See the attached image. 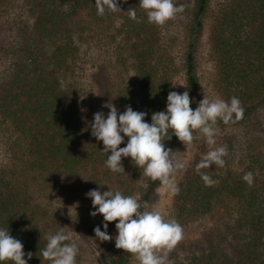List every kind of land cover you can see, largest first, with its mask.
Segmentation results:
<instances>
[{
    "label": "trees",
    "instance_id": "16d2710c",
    "mask_svg": "<svg viewBox=\"0 0 264 264\" xmlns=\"http://www.w3.org/2000/svg\"><path fill=\"white\" fill-rule=\"evenodd\" d=\"M6 1L0 0V5ZM15 1L21 3L24 18L10 47L8 66L0 75V125L11 131L20 155L17 165L0 169V228H9L10 234L22 241L24 252L33 253L29 264H50L41 251L48 234L62 225L36 198V188L76 200L88 213V229L93 231L103 216L90 215L92 202L85 194L91 189L108 190L110 185L113 191L132 195L142 172L130 157L122 159L123 173H113L105 165L103 142L91 135L75 78L83 46L100 36L105 27L115 30L113 39H118L121 52L126 54L123 61L132 73L116 96V84L108 82L109 94L120 112L130 105L147 112L148 122L153 112L166 108L169 92L175 91L173 60L163 54L166 50L156 24L148 22L139 0H118L121 9L106 11L103 16L97 15L95 0ZM208 2L195 1L186 29V83L193 109L198 106L194 51ZM128 9L136 10L138 20L129 18ZM210 41L211 59L217 68L216 88L225 101L239 98L244 109L241 119L228 124L218 119L216 124H241L264 99V0H225L214 20ZM182 143L174 134L164 141L173 155ZM202 158L193 161L178 183L175 208L179 216L197 218L216 209L219 212L225 192L237 197V204L233 217L211 228L186 262L173 264H264V172L251 185L240 179L229 182L219 172L224 164L198 172ZM200 173L214 183L207 186ZM146 183L139 201L149 205L161 183L149 177ZM130 256L116 249L107 252L104 260L106 264H128ZM24 258L28 259L27 255Z\"/></svg>",
    "mask_w": 264,
    "mask_h": 264
},
{
    "label": "rangeland",
    "instance_id": "374dc122",
    "mask_svg": "<svg viewBox=\"0 0 264 264\" xmlns=\"http://www.w3.org/2000/svg\"><path fill=\"white\" fill-rule=\"evenodd\" d=\"M196 0H175L177 4H183L185 10L177 14L174 19L164 25H155L158 30L161 44L166 51L163 54L170 55L173 60L172 83H177L173 89L183 93L188 91L186 83L185 57L187 53V25L191 19ZM225 0H209L207 12L203 16V27L199 36L195 54V71L197 77L196 98L200 100L207 94L210 100L223 99L216 88L217 68L211 59V31L214 20L219 13L220 7ZM24 18L21 3L15 0H7L0 5V75L6 70L10 59V47L15 44L17 29L20 19ZM100 36L91 38L82 48L79 64L76 71V81L81 89L82 100L87 117L92 124L94 113L103 111L105 115L110 110L106 104H113L120 112L117 101L110 96L108 82L116 84L118 95L121 87L128 81L131 69L126 67L123 61L126 54L121 52L118 39H113L115 30L105 27ZM123 50V49H122ZM184 84V85H180ZM112 94V93H111ZM215 129V144L208 145L206 138L199 130L193 133V141L185 145L182 143L174 153L177 160L185 162L183 169L177 170L171 177L178 186L182 175L196 158L204 157L207 152L218 147H225L226 154L222 157L224 168L220 174L229 182L243 180V176L252 172L253 181L256 176L260 177L264 172V99L258 105L257 110L248 120L238 125H213ZM7 126L0 125V169L15 166L19 163L20 147L14 141L13 135ZM125 141L120 145L124 147ZM231 176V178H230ZM146 176L139 175L138 183L133 189L132 196L138 200L143 196L146 189ZM244 181V180H243ZM36 198L54 215L62 225L65 232H70L74 242L78 244L79 252L76 264H106L104 256L107 252H115V228L113 221L107 229L112 240L100 241L95 237L94 230L88 229L89 215L84 207L76 200L64 194L52 193L48 189L39 186L35 191ZM224 204L219 212L217 209L206 216L181 217L175 208V194L163 185H159L150 197L149 209L159 210L165 219H175L182 227V239L167 253L166 264L177 261L185 262L197 250V244L203 241L204 235L212 228H218L221 220L233 217L237 204V197L223 195ZM86 217L87 221L81 218ZM101 226L98 221L95 225ZM161 255L163 253H160ZM128 264H139L136 256L131 254Z\"/></svg>",
    "mask_w": 264,
    "mask_h": 264
},
{
    "label": "clouds",
    "instance_id": "9594fccd",
    "mask_svg": "<svg viewBox=\"0 0 264 264\" xmlns=\"http://www.w3.org/2000/svg\"><path fill=\"white\" fill-rule=\"evenodd\" d=\"M95 4L99 16L105 15L106 11L114 13L121 9L118 0H95ZM139 6L145 10L148 22L156 25H164L185 10L184 5L177 4L175 0H139ZM128 16L138 20L135 9H128ZM191 103L188 91H170L166 108L153 112L151 122L145 120L147 112L134 110L130 105L123 112H118L113 104L104 105L110 110L106 115L103 111L94 113L91 135L103 142L102 151L107 154L106 167L113 173H123L125 168L122 159L130 157L131 162L142 169V176L159 180L173 194H178L180 189L171 177L185 167V162L177 160L172 149L165 147L164 141L171 139L174 134L188 145L193 141V132L199 130L206 138V143L214 145L213 125L217 120L224 124L235 122L243 117L244 112L239 98L235 96L225 101L220 98L210 100L205 94L195 109ZM170 130L171 135H168ZM126 137V145L120 147ZM226 151L221 146L207 152L197 165V171L212 165L223 166L222 157ZM200 174L207 186L214 183L207 174ZM243 180L251 185L252 172L246 173ZM108 186V190L91 189L85 194L92 202L90 215L103 216L101 223L104 230L97 225L94 228L95 237L100 241L112 240L113 237L107 232L108 222L116 221V248L134 254L139 264H166L167 253L182 239L181 225L175 219H165L157 209L150 210L147 202L141 203L135 196L113 191ZM23 249L22 241L14 238L9 228H0V264H6L7 261L29 264L33 253L29 251L26 254ZM78 252L79 247L72 234L60 229L48 234L41 257L50 264H76ZM25 255L28 259L24 258Z\"/></svg>",
    "mask_w": 264,
    "mask_h": 264
}]
</instances>
